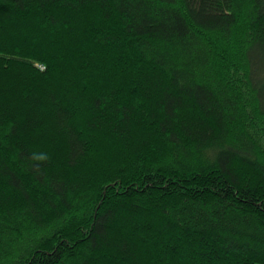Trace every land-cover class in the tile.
<instances>
[{"label":"trees","instance_id":"obj_1","mask_svg":"<svg viewBox=\"0 0 264 264\" xmlns=\"http://www.w3.org/2000/svg\"><path fill=\"white\" fill-rule=\"evenodd\" d=\"M0 264H264V0H0Z\"/></svg>","mask_w":264,"mask_h":264}]
</instances>
